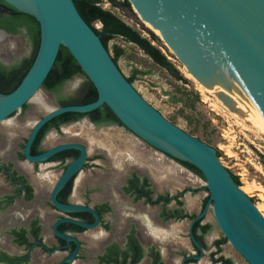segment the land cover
I'll return each mask as SVG.
<instances>
[{
    "label": "flooded vegetation",
    "instance_id": "obj_1",
    "mask_svg": "<svg viewBox=\"0 0 264 264\" xmlns=\"http://www.w3.org/2000/svg\"><path fill=\"white\" fill-rule=\"evenodd\" d=\"M5 15L10 10L0 3V19ZM0 32L7 36L0 47L13 39L19 47L0 53L2 73L10 75L30 58L32 43L25 27ZM65 83L57 93L43 87L56 97L45 112L28 102L0 121V264H247L217 227L202 176L160 152L178 166L157 172L126 153L117 137L94 141L114 126L128 131L103 106L53 118L26 151L47 113L85 105L81 94L67 96ZM71 144L83 147L84 160L67 173L80 150L47 154Z\"/></svg>",
    "mask_w": 264,
    "mask_h": 264
},
{
    "label": "water",
    "instance_id": "obj_2",
    "mask_svg": "<svg viewBox=\"0 0 264 264\" xmlns=\"http://www.w3.org/2000/svg\"><path fill=\"white\" fill-rule=\"evenodd\" d=\"M2 1L36 20L39 44L20 84L9 94H0V121L25 103L32 104L43 90L60 47L68 50L97 93L91 103L47 113L31 131L26 151L37 131L53 118L64 113H89L105 105L123 127L153 151L198 170L223 237L247 264H264V217L234 182L216 149L178 128L142 98L73 0ZM126 1L188 74L205 89L218 90L217 99L230 112L243 115L259 133L261 116L264 119V0ZM0 35L1 42L7 38L2 32ZM68 148H77L81 156L67 173L84 160L82 146L64 145L47 154Z\"/></svg>",
    "mask_w": 264,
    "mask_h": 264
},
{
    "label": "rangeland",
    "instance_id": "obj_3",
    "mask_svg": "<svg viewBox=\"0 0 264 264\" xmlns=\"http://www.w3.org/2000/svg\"><path fill=\"white\" fill-rule=\"evenodd\" d=\"M99 5L118 16L141 35L149 38L148 32H152L158 38V41L152 44L160 48L175 66L180 77H175L174 74L156 64L138 46L124 41L121 37L108 43V53L113 57V45L123 49V55L116 62L121 73L129 78L134 69L141 72L132 83L134 89L168 121L219 151L222 165L238 177L240 187L244 188L243 192L252 199L264 217V131L259 129L260 133H258L248 121H244V116L229 112L216 95H211V90L202 87L188 74L186 68L165 47L160 36L141 21L132 7L128 9L113 6L107 0H100ZM94 26L98 29L101 27L99 23H95ZM13 41L14 43L10 41L1 46V53L7 55V51L13 50L15 46L16 49L19 48L16 39ZM28 53L29 49L26 48V54ZM79 80L83 83H79ZM86 83L87 80L82 74L73 76L65 83L67 96L76 99ZM40 94L32 104L36 110L42 109V112H45L46 108H50L56 101V97L47 94L44 89ZM38 99L41 102L36 105ZM45 104L48 107H45ZM29 122L30 120L27 119L26 124ZM76 128L78 127H74V130ZM114 128L115 130H105L103 136L94 138V141L110 143L114 137L123 139L124 143L121 145L126 153L134 155L143 165L154 167L157 172L178 166L176 162L153 151L132 133L117 126ZM173 179L176 183L175 178ZM227 247L229 248L230 245Z\"/></svg>",
    "mask_w": 264,
    "mask_h": 264
},
{
    "label": "trees",
    "instance_id": "obj_4",
    "mask_svg": "<svg viewBox=\"0 0 264 264\" xmlns=\"http://www.w3.org/2000/svg\"><path fill=\"white\" fill-rule=\"evenodd\" d=\"M107 1L113 6H119L128 9L131 7L126 0H122L121 2H119L118 0ZM73 2L81 17L95 31L106 49L108 43L111 40L117 37H121L124 41L133 43L134 45L138 46L156 64L174 74L175 77H180L178 76L179 74L175 66L167 59L160 48L152 44V42L158 41V38L152 32H148L149 38L141 35L138 31L127 25L118 16L114 15L108 10L103 9L99 5L100 0H73ZM0 3L3 4L7 9H9L11 14L10 16L5 15L0 19V28H3L10 33H17L19 28L25 27L32 43V53L30 58L23 61L19 66L12 68L10 71L12 74H3L2 71L6 68L0 66V91L5 88H12L10 90V92H12L20 84L35 58L39 44V26L33 17L16 11L14 8L5 4L2 0H0ZM95 23L100 24V29H96L94 27ZM112 50V59L116 63L117 59L123 55L124 51L117 45H113ZM140 73L141 72L134 69L132 75L127 78L128 82L132 84L137 74ZM77 74H82L79 66L77 65L71 54L68 52V50L60 47L53 67L43 82V87L51 92L57 93L66 81ZM81 95V104L91 103L97 98L96 90L89 81L86 83L85 88L81 92ZM60 102L62 104H65L68 101L61 99ZM105 112L109 113V119L118 121L112 114V112L104 105L103 113ZM216 155L219 158L221 156V153L217 151ZM180 163L201 176L200 172L191 165L183 162ZM232 177L234 182L238 186H240L238 177L233 174Z\"/></svg>",
    "mask_w": 264,
    "mask_h": 264
},
{
    "label": "bare ground",
    "instance_id": "obj_5",
    "mask_svg": "<svg viewBox=\"0 0 264 264\" xmlns=\"http://www.w3.org/2000/svg\"><path fill=\"white\" fill-rule=\"evenodd\" d=\"M147 25V24H146ZM148 26V25H147ZM151 30L152 31H154L152 28H151ZM155 32V31H154ZM156 33V32H155ZM157 34V33H156ZM0 53H1V47H0ZM216 92H218V90H216V89H214V90H211L210 91V93H211V95H215L216 94ZM39 102H41V100L40 99H38L37 101H36V105H39ZM219 102V101H218ZM219 104V103H218ZM230 112V111H229ZM235 114V113H234ZM237 116H238V114H237ZM243 116V115H242ZM240 118V117H239ZM244 118V121H247L246 120V118L245 117H243ZM15 125V124H14ZM9 127V126H8ZM11 127V126H10ZM251 127H253L252 125H251ZM11 129V128H10ZM260 131L262 130V132L264 131V119L262 118V116H261V121H260ZM12 130V129H11ZM260 131H259V133H260ZM11 133V132H10ZM263 134H264V132H263ZM240 189L242 190V191H244V188L243 187H240ZM247 189V188H246Z\"/></svg>",
    "mask_w": 264,
    "mask_h": 264
},
{
    "label": "crops",
    "instance_id": "obj_6",
    "mask_svg": "<svg viewBox=\"0 0 264 264\" xmlns=\"http://www.w3.org/2000/svg\"><path fill=\"white\" fill-rule=\"evenodd\" d=\"M170 170H171V169H170ZM229 249H230V248H228L227 251H228V252H231V251H230L231 249H230V250H229ZM238 264H245V263L243 262V260H241L240 258H238Z\"/></svg>",
    "mask_w": 264,
    "mask_h": 264
},
{
    "label": "clouds",
    "instance_id": "obj_7",
    "mask_svg": "<svg viewBox=\"0 0 264 264\" xmlns=\"http://www.w3.org/2000/svg\"><path fill=\"white\" fill-rule=\"evenodd\" d=\"M78 82H79V83H83V81H82V80H79ZM40 95L42 96V93H41ZM34 99H35V98H34Z\"/></svg>",
    "mask_w": 264,
    "mask_h": 264
}]
</instances>
